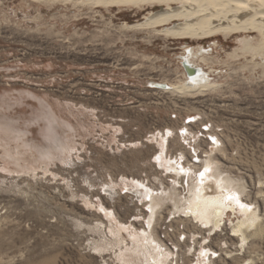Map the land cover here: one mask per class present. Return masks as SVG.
<instances>
[{
    "label": "rangeland",
    "instance_id": "obj_1",
    "mask_svg": "<svg viewBox=\"0 0 264 264\" xmlns=\"http://www.w3.org/2000/svg\"><path fill=\"white\" fill-rule=\"evenodd\" d=\"M73 4L0 0V124L26 134L0 131V264H120L118 249L95 250L110 238L109 229L95 230L101 208L140 231L149 211L119 186L112 198L107 184L125 177L155 193L172 186L151 139L169 130L165 157L199 172L211 156L261 221L241 243L231 212L219 228H205L168 202L151 230L174 253L168 264H197L200 247L213 264H264V55L219 36L210 65L217 87L166 94L150 84L183 80L179 54L199 42L123 28L147 11L101 18ZM258 37H248L250 46ZM59 137L72 148L67 163L40 160Z\"/></svg>",
    "mask_w": 264,
    "mask_h": 264
},
{
    "label": "bare ground",
    "instance_id": "obj_2",
    "mask_svg": "<svg viewBox=\"0 0 264 264\" xmlns=\"http://www.w3.org/2000/svg\"><path fill=\"white\" fill-rule=\"evenodd\" d=\"M33 1L49 6L56 5L59 2H72L74 3L73 5L89 9L90 12L92 11L100 15L101 18L110 15L116 9L119 14L129 10L147 11L148 13L141 20L130 25L126 23L123 25V28L150 32L171 40L199 42L195 45L185 43V46H183L182 52L178 57L183 71V80L177 84L164 83L168 87V90L162 91L166 94H198L217 87L215 80H213V77H215L214 67L210 65L213 64L211 62L212 59L217 58L214 57V54H217V49L221 47L217 40L219 36L226 39L235 37L244 46L245 52L251 51L256 55H264V0ZM255 32L259 35V42L256 46H250L251 40L248 37ZM211 39H216L215 43ZM208 40L209 44L206 45L204 42ZM184 63L199 70L198 76L193 79L191 85L188 84L189 79L183 69ZM150 85H153V83ZM49 119L55 121L51 115ZM49 123L51 122L49 121ZM2 130L16 134V138L19 140H24L26 135L19 131L15 132V129L13 130V128L0 124V131ZM50 131L54 132V129L50 128ZM170 134H172L171 130L166 134L164 132L157 135L153 134L151 139L162 148L160 155L156 158V162L161 169L173 176L172 186L163 188V190L160 189V193H155L153 190L147 188L144 183L135 181V179H126L125 177H122L120 185L113 180L107 184L108 190L105 193L112 198L114 191L119 186L122 190H129V193L137 197L141 204L146 201L147 203L143 206L148 207L149 218L146 222V228L143 227L144 230L140 231L134 226V223L125 225L118 222L116 215L114 216L112 213H108L107 210L101 208L104 216L95 230L100 232L104 228L106 232L109 229L110 238L96 247L97 253L102 254L111 249H118L116 256L120 264H168L174 253L165 249L162 244L160 245V242L158 243L152 236L154 231L151 232L158 209L164 208L168 202L169 204H173V209L177 213L182 212L186 217L195 219L205 228L210 226L219 228L225 222V217L231 212L237 219V223L233 224V237L240 238L241 243L247 242L248 231L258 229L261 217L258 215L257 210L250 208V204L247 205L239 200L242 194L241 188H238L239 186L235 185L232 180L223 177L218 172L216 163L211 159V156L203 161L199 172L194 166L191 167L190 164L185 165L180 160L172 161V159L165 157L164 146L169 141ZM53 141L54 143L51 146L39 150L38 155L40 160L48 161H44L43 163H51L56 160L67 163L68 157L66 155L72 148L64 143L60 137ZM215 141L216 144L220 142L218 139ZM25 146L31 148V145ZM135 146L137 147L138 144ZM54 151H58V154H54ZM212 151H215V149L212 148ZM11 158L18 161V159ZM196 161L198 162V159ZM17 167L21 168L18 165ZM25 169L29 170L31 168L27 167ZM202 170V174L198 175ZM127 197L133 199V197ZM86 204L92 208L96 207L89 200H86ZM96 209H98V206ZM104 218L107 219V223H104ZM205 250L206 247H200L199 262L197 264H213ZM207 260L209 261L206 263Z\"/></svg>",
    "mask_w": 264,
    "mask_h": 264
},
{
    "label": "water",
    "instance_id": "obj_3",
    "mask_svg": "<svg viewBox=\"0 0 264 264\" xmlns=\"http://www.w3.org/2000/svg\"><path fill=\"white\" fill-rule=\"evenodd\" d=\"M183 69L188 77V84L191 85V82L193 81V79H195L198 75L197 73L199 72V70H196L194 68H192L189 64L184 63L183 64ZM152 88L155 89H159V90H168V87L164 84H155L153 83V85H150Z\"/></svg>",
    "mask_w": 264,
    "mask_h": 264
}]
</instances>
